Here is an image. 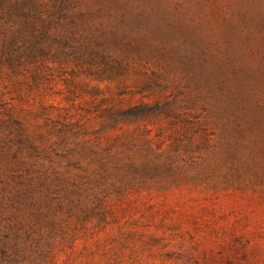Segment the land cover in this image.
Here are the masks:
<instances>
[{
	"label": "rangeland",
	"instance_id": "374dc122",
	"mask_svg": "<svg viewBox=\"0 0 264 264\" xmlns=\"http://www.w3.org/2000/svg\"><path fill=\"white\" fill-rule=\"evenodd\" d=\"M116 56L0 61L5 262L264 264V175L211 167L210 94Z\"/></svg>",
	"mask_w": 264,
	"mask_h": 264
},
{
	"label": "trees",
	"instance_id": "16d2710c",
	"mask_svg": "<svg viewBox=\"0 0 264 264\" xmlns=\"http://www.w3.org/2000/svg\"><path fill=\"white\" fill-rule=\"evenodd\" d=\"M116 53L187 72L210 94L207 119L221 131L211 167L234 160L264 175V0H0L1 62L71 58L109 69L123 66Z\"/></svg>",
	"mask_w": 264,
	"mask_h": 264
}]
</instances>
